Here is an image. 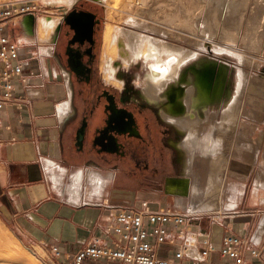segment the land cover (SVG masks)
<instances>
[{"label": "bare ground", "instance_id": "6f19581e", "mask_svg": "<svg viewBox=\"0 0 264 264\" xmlns=\"http://www.w3.org/2000/svg\"><path fill=\"white\" fill-rule=\"evenodd\" d=\"M75 1L51 0L50 2H66L70 6ZM105 1L111 8L109 11L111 14L120 13L119 10H124L127 5L132 6L134 11L133 14L127 15L128 17L125 19L130 24L129 27L126 25L115 27L110 24L105 27L106 48L103 47L105 49L103 52L107 56V59L109 58L107 63L108 77L112 76L116 70L113 61L117 55L122 56L125 61L124 65L126 64L125 66L138 62L139 58H143L146 68L143 77H141L143 91L152 101L163 103V117L173 122L179 128V131L185 132L184 139L180 140L176 146L179 160L184 161L185 173H189L192 179L189 177L172 178L169 180V187L178 195H187L189 193L190 204H184L186 198L183 196L179 197L175 204L179 208L188 209L193 212L212 213L210 210H220L223 206L221 191L226 186L227 167L231 157L244 159L248 164L246 168L248 172L251 164L258 159L259 150L261 148L264 150L263 134L258 137L252 135L257 126H259L257 121H264V79L260 77L249 78L247 72L239 68L237 88L232 95L230 88L231 81L229 80L230 68L225 62H216L210 56L207 57L205 55L204 58H200L197 62L185 68L182 66L190 59H197L200 56L201 50L208 49V43H211L215 51H228L237 55L242 61H248L251 58L246 55L247 53H242V50L241 52L239 51L240 45L235 46L234 40H237V37L235 39L227 36L230 39L232 38L231 42L225 43L223 41V38L226 37L222 34L223 25L221 24V18L218 16L217 18L214 17L216 16L214 11L217 9L213 10L214 15L206 16L207 19L199 15L200 12L196 10L198 5L196 6L195 4H198L202 0ZM229 1L227 4H229ZM253 2L256 3L255 1ZM241 3L243 4L245 1ZM199 5L201 4L199 3ZM209 5L211 6V4ZM229 6L231 5L229 4ZM245 9L243 8V10ZM209 11H207V15L210 13ZM251 11L250 13H252ZM233 12V15L230 14L235 17V10ZM245 13L246 10L244 11ZM240 14L243 17V13L240 12ZM240 16H238L237 12V17L240 18ZM258 16H260L258 13L255 17L253 16L257 26L254 23H252V26L247 23V25L249 24V29L253 27L255 31L254 26L260 29L258 27L259 23H262L260 25L264 26V22H261L264 19L262 18L263 20H261L260 17L262 16ZM223 17L222 20L224 19ZM39 21V38L40 40H47L50 32L56 25V20L42 17ZM16 22L22 27L25 36H30L34 31L33 28L38 24L34 13H28ZM225 22L227 23V21ZM243 24L245 25V23ZM242 27L244 28V26ZM232 29L235 30V28ZM258 29H256V33L260 32L257 31ZM223 31L226 32V30ZM248 31V34L251 33L250 30ZM153 32L162 37L152 35ZM256 33L255 35H258ZM247 36L249 37H246L245 44L250 46L252 36L251 38L250 35ZM163 37L171 40H185L191 47H185L174 41L166 40ZM241 39L243 40L244 38L241 37ZM46 51L50 53L51 49ZM245 94L246 99H244ZM68 102L63 101L58 106L57 114L61 120L66 119L70 113L71 105L69 104L71 103ZM223 102L226 103L224 107L215 108L218 103ZM248 105H251L252 108H248ZM245 116L251 122H247L245 118L243 120ZM54 153L58 152L53 148V155ZM46 162L47 167L51 170L56 165L53 160H47ZM61 169V172L60 170H52L53 178L58 184L62 182V174L66 171L63 167ZM258 174L257 183L264 185V169H261ZM85 176L90 183L83 182ZM103 177L94 171L88 170L84 174L81 170H78L72 177L71 185H68L69 190L74 192V194L79 193L77 198L79 199L82 187L85 188L86 183L89 184V187L92 186L98 189V187L103 186L101 185L104 182ZM230 186L232 185H229V188ZM97 193L98 191L94 189V193L90 195V198L94 200V198L99 196ZM107 204L109 203H106V206ZM184 205L187 207L185 208ZM115 206L113 208L117 212V207ZM3 234H0V250H4V256H1L0 259H7L17 264H40L36 259L29 256L28 252L24 250L23 246L14 236L8 235V232Z\"/></svg>", "mask_w": 264, "mask_h": 264}, {"label": "crops", "instance_id": "0c3cea01", "mask_svg": "<svg viewBox=\"0 0 264 264\" xmlns=\"http://www.w3.org/2000/svg\"><path fill=\"white\" fill-rule=\"evenodd\" d=\"M41 89L40 97L35 95L32 88L26 90V97L31 99V108L17 110L8 106L0 111V210L9 223H14L23 241L30 245H40L47 240L60 245L65 253H74L95 239L103 244H111L115 235L107 232L106 227L111 224L116 209L107 207L106 203L117 205L126 201L123 195L112 193L110 185L105 187L108 179L103 176V186L96 189L98 197L94 200L90 198L95 189L91 186L82 187L81 197L77 199L79 193L74 194L69 186L81 167L72 171L68 164H61V144L55 139L47 148L49 159L44 161L46 142L42 137L41 119L50 114L53 102L41 99L45 96L44 88ZM18 90H21V84H18ZM58 120L60 124L63 121L59 116ZM53 148L58 153L53 155ZM47 160H60L52 167L53 171L61 172L62 167L66 170L60 184L55 182L53 171L47 167ZM258 160L251 164L248 173L258 164ZM261 169H264L263 157L258 173ZM258 175L248 197H238L244 185L237 182L236 188L228 189L230 196L224 197L222 208L212 211L220 214L207 215L210 219L203 216L192 225L209 235L217 246L221 245L226 232L245 238L249 244L243 264H264V185L257 183ZM84 181L90 183L86 176ZM236 205L231 214H223ZM249 246L260 250L262 255H251ZM221 260L218 252L211 254V263H220Z\"/></svg>", "mask_w": 264, "mask_h": 264}, {"label": "flooded vegetation", "instance_id": "af4514ba", "mask_svg": "<svg viewBox=\"0 0 264 264\" xmlns=\"http://www.w3.org/2000/svg\"><path fill=\"white\" fill-rule=\"evenodd\" d=\"M68 7L53 38L57 61L64 67L60 72L65 74L69 95L64 101L71 103L70 113L61 122V125L66 122L62 146L68 139L72 142L69 149L65 150L68 157L81 163L100 166L104 170L109 169L110 173L106 174L96 168H81L84 174L90 168L106 177L108 181L105 187L123 180L127 185L142 183V192L154 193L159 190V187H154L162 185L160 190L163 194L175 196L169 187V180L186 176L185 164L179 160L176 146L185 132L179 131L173 122L163 117V103L152 101L145 94L141 78L143 73L140 74L139 93L147 102L158 105L156 112L122 94L116 86L105 80L100 71L98 54L103 22L100 8L88 1H75ZM72 11L94 14L90 39L83 36L74 38L76 30L65 20ZM190 62L184 68L193 64ZM117 65L109 77L124 83V71ZM177 165L181 175L175 176Z\"/></svg>", "mask_w": 264, "mask_h": 264}, {"label": "rangeland", "instance_id": "374dc122", "mask_svg": "<svg viewBox=\"0 0 264 264\" xmlns=\"http://www.w3.org/2000/svg\"><path fill=\"white\" fill-rule=\"evenodd\" d=\"M1 1H6V0H0V2ZM21 1L31 2V8L34 10V14L37 17L38 24L35 28H33L34 31L30 36L26 35L27 37L25 36V33H23L24 31L22 30V27L20 25H17V24L12 25L9 28V32H10V34L13 35L14 38H18L20 41L24 42L27 46V49L30 50L31 54L26 59L27 60L26 70H29L30 68H33L35 70V73L33 75H31V78H33V79L31 81L32 84H31L30 88L33 89V91L35 92V95L37 97L42 96V89L41 88H44L45 96H44V98H41V99L42 100H50L53 102V105H51L50 114L41 119L42 125H43L42 137H43L44 141L46 142V149L44 150L46 153L44 154V158L47 157L46 159H49L48 158L49 152L47 151V148L49 147L50 143L55 139L59 142V144H61V164L62 165L68 164L69 166H71L72 171L76 168H79V167H81V168L82 167L83 168L91 167V168H96V169H98V170H100L106 174L110 173L109 169L104 170L105 168H101L100 166L96 167V166H93L89 163H81L78 160L70 159L68 157V153H66V151H65L66 149H69V147L72 145V142L69 139L67 141H64V146H62V143H63L62 138L65 135L64 130H65V123L66 122H64L62 125L59 123L58 114H57L58 108L56 106L58 105V103H60L61 101L68 98V93L65 92V90L67 88L66 81H64L65 80V74H63L62 71L60 72V70H63L64 67H61L60 63L57 61V52L54 51L53 38H54V35L57 33L59 22L62 21L64 13L68 10L69 5L66 2H50L51 0H21ZM79 1H88L91 4L97 5L100 8L101 15L103 16V22H102L101 30H100V42H99V47H98L99 66H100V71H101L102 76L105 78V80L107 82H111V84L116 86L122 94H125L129 97L136 99L139 103L143 104L145 107L150 109V111L156 112L158 105L151 104V103L147 102V100H145L144 97L141 96V94L139 93L140 83H141L140 74H142V73L144 74L143 70L145 71V69H146L143 58H139L138 62L127 64V66H125L126 64L124 65L125 61L121 55H117L114 58V61H113L114 67L116 64H118L119 66L118 65L117 66L120 67V69H122L124 71V74H125V82L124 83L119 82L114 77H107L108 75L106 74V72H107L106 67H107V63H108L109 58L107 59V56L103 52V51H105L104 48H106V45H105L106 42H105V36H104L105 27L109 24L114 25L115 27H123L125 25L127 27H129L130 24L125 19H127V17L129 15L133 14V12H134L132 9L133 7L130 5H127L124 8V10H119L120 13L111 14V12H109L111 10V8L105 0H99L98 2H94L93 0H76V2H79ZM228 1L229 0H220V1L219 0H202L199 2L201 5H199L198 2H197L198 4H195V5L199 6V7L197 6L196 10L198 12H200L199 15L204 17L205 19H207L206 16H209V15L212 16L216 13L215 14L216 16H214V17L217 18V16H218L219 18H221V24L223 25V27L221 25V27L223 28L222 34H223V36L225 35L224 37H226V38H223L224 39L223 41H225V43H226L228 41L231 42L230 40H232V38H235V39L238 38L239 39V40L237 39L238 41L234 40V43L236 44L235 46L240 45L239 51L241 52V50H242V53H245V54L247 53L246 55L251 57L250 60H248V61H242V60H240V58L237 55L232 54L228 51H224V52L215 51L212 48L211 43H208V49L207 50H201L200 51V58H204L206 55L207 57L210 56L216 62H222L223 61L229 65V68H230L229 69V80L231 81L230 88L232 90V95H233L236 91L237 84H238L237 78H238L239 68L241 70H245L247 72V75L249 78L260 77L261 79H264V29H263L264 26H261L260 24H262V23H259L260 26L258 25V27H260V29H258L256 27L257 25L255 23V20L253 18V16L255 17L258 13L260 16H262V17H260V16H258V17H260L261 20L264 19V8H263L264 7V2H263L264 0H244L245 3H243V4L241 3V2H244L243 0H230L229 4L231 6H229V4H227ZM253 1H255L256 3H254ZM215 2H217L218 4ZM208 3L211 4V6ZM233 3L235 4V6ZM253 3H254V5H253ZM111 4H112V2H111ZM219 4H223V5L220 6ZM258 5H260V6H258ZM33 6H35V8ZM209 6H210V8H209ZM215 6H216V8H215ZM256 6H258V7H256ZM261 6H262V8H261ZM220 7H222L223 9L222 8L220 9ZM239 7L242 9H240ZM250 7H252L254 10ZM198 8H199V10H198ZM243 8L244 9L246 8L245 9L246 15L244 14L245 10H243ZM214 9L215 10L217 9L216 10L217 12L214 11L215 12L214 13L213 12ZM218 9H219V11H218ZM206 10L207 11L210 10L209 11L210 13H208V15L206 14L207 13ZM234 10H235V15H234L235 17L232 16L234 13L233 12ZM251 10H253V11H251ZM121 11H122V13H121ZM250 11L253 14L250 13ZM220 12H221V14H220ZM237 12H238V16L242 15V14H240V12L243 13V17L242 16H240V18L237 17ZM251 14H252V16H251ZM226 16H228V17H226ZM245 16H246V20H245ZM42 17H47L49 19H55L56 20V25L52 29V31L50 32L47 40H40L39 34H38L39 33V25H40L39 19H41ZM222 17L224 18L223 20H222ZM229 17H230V19H228ZM224 20L227 21V23ZM250 21H252V22H250ZM230 22H231V24H230ZM261 22H264V20ZM237 23H239V24H237ZM243 23H245V25ZM247 23L251 24V26L253 25L252 23H254V25H256V26H254L255 31H256V29H258L257 31H260V32L256 33L253 30V27H251L252 30L249 29V26H248L249 24L247 25ZM239 25L244 26V28L242 26H239ZM229 26H231V27H229ZM230 28L231 29L235 28V30H233V29L231 30ZM247 29L251 31L252 35H251V33L248 34L249 31ZM223 30H226V32H224ZM230 31H233V32L230 33ZM143 32H147V31H143ZM254 32L258 35H255ZM147 33H149V32H147ZM152 35L157 36V37H162L160 35H157L154 32L152 33ZM247 35H250V38L252 36L250 46H247L245 44V41H246L245 39H247L246 37H249ZM227 36H230L232 38L230 39V37H227ZM240 36L244 39L242 40ZM254 36L256 37V40H255ZM163 38H165L166 40L174 41V42H176L180 45H183L185 47H191L190 45H188L186 43L185 40H173V39L171 40L167 37H163ZM208 42H211V41H208ZM214 44H216V43H214ZM218 45H220V44H218ZM48 49H51L52 52L51 53L47 52L46 50H48ZM61 53H62V49L60 48V55H61ZM199 59H190L187 62H185L182 66L186 65V63H188L189 61H191L190 62V64H191V63L196 62ZM55 72H57V73H55ZM244 97H245L244 99H246V94ZM218 104H220V105H218ZM218 104L215 106L216 109H219L221 106L224 107L226 103L223 102V103H218ZM248 108H252L251 105H248ZM244 118L247 120V122L250 121V119L247 118V116L243 117V120H244ZM257 123L259 126H257V128L254 130L255 133L253 136L258 137L259 134L261 133V134H263L262 136L264 139V121H262V122L257 121ZM53 136H55V137L53 138ZM183 139H184V137H183ZM263 153H264V150H263V148H261L258 152V157H259L258 158L259 159L258 164H255L253 166V169L250 171V173L247 172L246 168L248 167V164L246 163V161L244 159L237 158L234 156L231 157L229 165L227 167V176H226V180H225L226 186H225V188L223 187V189L221 191V195H222L221 198H223V199H224V197L228 198V196H230V192L228 190V189H230L229 185H232V186H230L231 188H236L237 182H238V184L244 185L243 186V192L238 193V197L242 195V197L245 199L246 197H248L249 194H251L254 180L256 181V179H257L258 169H259V165L261 164V161H262ZM44 161H45V159H44ZM55 162H56V164H58L60 162V160L55 161ZM254 167H256L257 169L255 170ZM81 168L79 169V171L81 170ZM179 168L180 167L178 165L175 167V170H174L175 176L181 175ZM88 169H90V168H88ZM90 171H92V170H90ZM186 177H189L190 179H192V177L189 173H186V176L182 177V178H186ZM84 182H86V181H84ZM88 185L89 184L86 183V187H89ZM143 185L144 184H142V183H129L127 185L122 180V181H117L116 183L113 182L112 184H110L109 187H110V190L112 191V193L123 195L124 200L129 204H137L142 199H146V200H149L150 202L155 203V204H159V203L160 204H167V205L174 207L176 205L175 203H177L176 201L181 196L186 198V201L184 203L185 205L190 204L189 193L187 195H181V194L178 195L175 193V196H169V195L163 194V192L160 190L162 188V185L154 187L157 189L159 187V190L154 192V193H144L141 191V188L143 187ZM95 189H97V188H95ZM238 197H237V199H238ZM163 200H165V201H163ZM230 201L233 202L231 199H230ZM185 205H184V207L186 208L187 206H185ZM223 205H224V203H223ZM227 206H231V204H227ZM210 211H216V210H210ZM209 215L215 216V215H218V213H211L210 212ZM204 216L206 217L207 215H204ZM207 217H209V216H207ZM208 219H210V217ZM0 220H1L0 221V234L4 235L3 233L8 232L9 233L8 235L14 236L20 242V244L23 246L24 250L26 252H28V254L31 258L36 259L40 264H46L44 262L45 257H44V252H43L41 244L43 242H47V243L51 244V242L44 240L40 243V245H30V244L26 243L25 241H23L20 233L15 228L14 223H9L6 220L4 214L1 210H0ZM1 256H4V250H0V257ZM0 264H17V263L11 262L7 259H0Z\"/></svg>", "mask_w": 264, "mask_h": 264}, {"label": "built area", "instance_id": "2783aa9c", "mask_svg": "<svg viewBox=\"0 0 264 264\" xmlns=\"http://www.w3.org/2000/svg\"><path fill=\"white\" fill-rule=\"evenodd\" d=\"M35 8V6H33ZM34 13L31 2L6 0L0 2V111L12 106L17 110L31 108L25 93L31 86L33 68L26 70L30 50L9 32L16 21ZM21 84V90H18ZM2 123L0 120V132ZM15 140V138H12ZM90 201V200H89ZM92 202V201H91ZM113 208L115 205L107 204ZM117 212L106 227L115 236L111 244L95 239L74 253H65L60 245L41 244L46 264H243L249 242L242 236L226 232L221 245L192 225L207 212L155 204L142 199L137 204L115 206ZM237 205L228 212L231 214ZM220 214V213H219ZM210 216V215H209ZM250 254L261 256L250 247ZM218 252L220 263H211V254Z\"/></svg>", "mask_w": 264, "mask_h": 264}, {"label": "water", "instance_id": "95a60500", "mask_svg": "<svg viewBox=\"0 0 264 264\" xmlns=\"http://www.w3.org/2000/svg\"><path fill=\"white\" fill-rule=\"evenodd\" d=\"M94 14L86 11H81L76 13L75 11L70 12L69 15L66 16V22L69 23L76 30V34L74 38H79L81 36L91 38L92 36V22H93ZM83 29H86L83 32ZM221 63V62H220ZM219 65V64H218Z\"/></svg>", "mask_w": 264, "mask_h": 264}]
</instances>
